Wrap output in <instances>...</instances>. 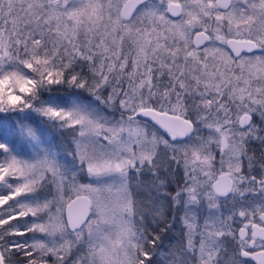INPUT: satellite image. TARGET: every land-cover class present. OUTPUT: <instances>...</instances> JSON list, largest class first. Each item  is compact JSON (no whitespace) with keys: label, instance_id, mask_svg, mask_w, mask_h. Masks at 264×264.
I'll use <instances>...</instances> for the list:
<instances>
[{"label":"snow or ice","instance_id":"snow-or-ice-1","mask_svg":"<svg viewBox=\"0 0 264 264\" xmlns=\"http://www.w3.org/2000/svg\"><path fill=\"white\" fill-rule=\"evenodd\" d=\"M0 264H264V0H0Z\"/></svg>","mask_w":264,"mask_h":264}]
</instances>
